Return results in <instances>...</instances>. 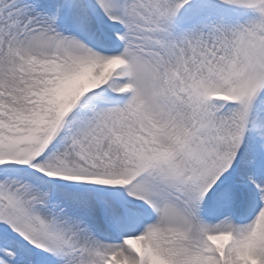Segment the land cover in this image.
Wrapping results in <instances>:
<instances>
[{
  "label": "snow or ice",
  "instance_id": "obj_1",
  "mask_svg": "<svg viewBox=\"0 0 264 264\" xmlns=\"http://www.w3.org/2000/svg\"><path fill=\"white\" fill-rule=\"evenodd\" d=\"M0 264H264V0H0Z\"/></svg>",
  "mask_w": 264,
  "mask_h": 264
}]
</instances>
